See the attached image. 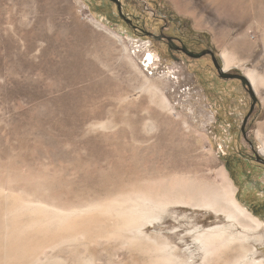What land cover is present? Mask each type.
Here are the masks:
<instances>
[{"label": "rangeland", "instance_id": "obj_1", "mask_svg": "<svg viewBox=\"0 0 264 264\" xmlns=\"http://www.w3.org/2000/svg\"><path fill=\"white\" fill-rule=\"evenodd\" d=\"M225 54L232 58L227 69ZM259 156L264 159V0H0L4 196L40 199L51 209L102 210L142 183L183 181L221 195L231 184L241 206L263 224L232 220L224 199L217 209L168 206L149 216L154 220L136 244L114 230L115 216H105L92 233L72 234L62 224L55 250L31 264H161L167 254L205 264L188 233L213 226L234 237L206 264H232L243 247L241 262L259 264ZM227 160L252 174L260 217L245 206ZM29 208L5 217L9 230ZM164 242L166 254L157 247Z\"/></svg>", "mask_w": 264, "mask_h": 264}, {"label": "bare ground", "instance_id": "obj_2", "mask_svg": "<svg viewBox=\"0 0 264 264\" xmlns=\"http://www.w3.org/2000/svg\"><path fill=\"white\" fill-rule=\"evenodd\" d=\"M224 60L226 69L230 68L232 58H230L228 54H225ZM249 79H251L252 85L254 86L257 85V81L259 80L255 73H250ZM162 182V184L158 183V185H156V183L152 184H155L156 186L143 183L136 185L120 194L118 198L111 200L112 202L102 208V210H100L101 208L99 207L95 209L90 206L88 208L74 207L68 209H51L50 203L44 202L40 199L25 198L22 195L16 194L12 195L11 198L7 196V198L4 196V192L8 189L7 184H0V264H31L40 262L41 256L47 254L44 250L47 248L52 251L55 250L57 240L61 233L60 230L64 227L62 224L66 223L67 232H71L72 234H74V232L77 234L92 233L103 227L105 223L104 220L106 219H103L102 217L105 216L112 218L115 216L114 219H116L117 222L116 220L114 221L116 223L114 225V230L118 228L126 232L127 238L121 236L123 237V240L125 238V240L138 244V241L144 237L142 235H145L143 228L152 223L149 221L150 219L154 220L153 218L147 220L149 216L152 215V217H154L153 214L156 213L157 210H163L168 206L190 205L217 209L222 208V205L220 206L218 203L220 200L224 199L226 202L224 208L228 210L226 213L230 214L232 220L235 218L238 219V221L241 220L245 225L248 224L249 226L251 225L256 228H260L263 225L257 217L241 206L235 197V191L237 189L235 190L231 184H228L226 191L223 194L225 196H223L218 192L214 194L202 193L203 190H200L197 187L198 190L191 187L188 188V184L185 186V184L182 183L183 181L178 184H175L174 182V184H169L168 181V184H164V180H162ZM123 205L129 206L124 208ZM27 207H31L27 211L30 215L22 219L21 217L23 216L16 218L14 222L11 223V225L14 226V230H9L10 224L6 222L5 217L11 214H16L18 211H24ZM90 212L95 213L91 215ZM110 228L112 229L111 226ZM227 230V227L213 226L205 229L194 227L189 231L188 235H191L194 238V243H197L199 251L203 252V262L205 264L209 262L208 259H212L216 255L215 252L224 250L229 247V245L231 246L232 241L230 243L229 240L231 237H234V235L230 236ZM11 231L13 234L9 235ZM22 233L25 235L23 236ZM8 236L11 238L10 241H7ZM92 237H94L93 234ZM149 238L150 237H147V239ZM152 242L154 243L155 241ZM240 243L243 244V242ZM168 244L170 245V243ZM168 244L167 242H164L160 246L158 245V250L164 253L165 249L170 247ZM245 248L243 247V249H241L242 251L240 256H238L239 258L232 264H243L241 261L245 256ZM228 249L229 248H227V250ZM224 251L222 252L224 253ZM239 253L240 251L238 254ZM164 254H166V252ZM56 260H59V258ZM53 261L54 260H51V262ZM160 261L161 264H174L179 260L175 255L167 254L166 257H163ZM188 263L187 261L178 262V264ZM258 263L264 264V260H261ZM226 264H231V262H227Z\"/></svg>", "mask_w": 264, "mask_h": 264}, {"label": "flooded vegetation", "instance_id": "obj_3", "mask_svg": "<svg viewBox=\"0 0 264 264\" xmlns=\"http://www.w3.org/2000/svg\"><path fill=\"white\" fill-rule=\"evenodd\" d=\"M127 20L131 21L130 19H127ZM162 39H164V38H162ZM169 40H171V39H169ZM183 50L187 51L186 49H183ZM257 160H258L259 164L264 167V159L259 156V157H257ZM227 166H228L230 174L234 178V181L238 185L239 191L241 193L245 194L246 199H245V201H243L245 206H247V208H249L251 211H253L255 214H257V216L260 217L261 215L259 213H256L254 210V208L257 207L258 202H255V200L253 198V195H254L253 191L257 192L258 189L253 188V184L251 183L252 174L251 173H241V171H240L241 169L239 168V164H237V162H232L230 160L229 161L227 160ZM240 181H243L246 184L245 187H243V185H242V183H240ZM263 190H264V184L261 187V191H263Z\"/></svg>", "mask_w": 264, "mask_h": 264}, {"label": "trees", "instance_id": "obj_4", "mask_svg": "<svg viewBox=\"0 0 264 264\" xmlns=\"http://www.w3.org/2000/svg\"><path fill=\"white\" fill-rule=\"evenodd\" d=\"M207 36V35H206ZM240 78L243 80V81H246L245 77L243 76H240ZM244 170V169H243ZM245 172V171H244Z\"/></svg>", "mask_w": 264, "mask_h": 264}, {"label": "water", "instance_id": "obj_5", "mask_svg": "<svg viewBox=\"0 0 264 264\" xmlns=\"http://www.w3.org/2000/svg\"><path fill=\"white\" fill-rule=\"evenodd\" d=\"M120 13H121V9H119Z\"/></svg>", "mask_w": 264, "mask_h": 264}]
</instances>
